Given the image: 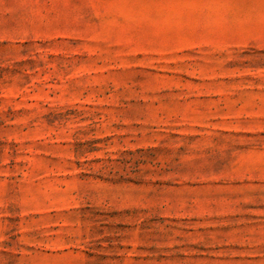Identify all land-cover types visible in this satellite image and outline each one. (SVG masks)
Here are the masks:
<instances>
[{
  "label": "rangeland",
  "instance_id": "1",
  "mask_svg": "<svg viewBox=\"0 0 264 264\" xmlns=\"http://www.w3.org/2000/svg\"><path fill=\"white\" fill-rule=\"evenodd\" d=\"M0 264H264V0H0Z\"/></svg>",
  "mask_w": 264,
  "mask_h": 264
}]
</instances>
